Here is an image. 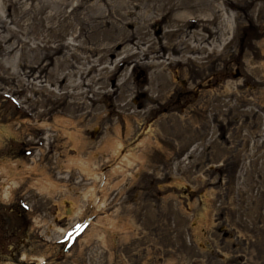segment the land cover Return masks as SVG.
Instances as JSON below:
<instances>
[{"label": "rangeland", "instance_id": "374dc122", "mask_svg": "<svg viewBox=\"0 0 264 264\" xmlns=\"http://www.w3.org/2000/svg\"><path fill=\"white\" fill-rule=\"evenodd\" d=\"M0 264H264V0H0Z\"/></svg>", "mask_w": 264, "mask_h": 264}, {"label": "bare ground", "instance_id": "6f19581e", "mask_svg": "<svg viewBox=\"0 0 264 264\" xmlns=\"http://www.w3.org/2000/svg\"><path fill=\"white\" fill-rule=\"evenodd\" d=\"M9 1V0H8ZM5 2H6V0H5ZM38 9V8H37ZM24 10V9H23ZM28 10V9H27ZM175 48V47H174ZM179 48V47H178ZM193 51V50H192ZM127 158H128V156H127ZM114 159V158H113ZM42 257H40V258H38V262H41L42 261Z\"/></svg>", "mask_w": 264, "mask_h": 264}]
</instances>
